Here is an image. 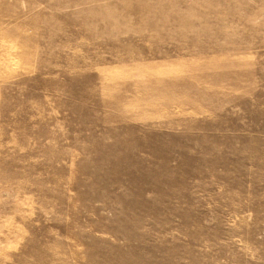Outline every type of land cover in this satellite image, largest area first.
Segmentation results:
<instances>
[{
  "label": "rangeland",
  "instance_id": "374dc122",
  "mask_svg": "<svg viewBox=\"0 0 264 264\" xmlns=\"http://www.w3.org/2000/svg\"><path fill=\"white\" fill-rule=\"evenodd\" d=\"M0 264H264V0H0Z\"/></svg>",
  "mask_w": 264,
  "mask_h": 264
},
{
  "label": "bare ground",
  "instance_id": "6f19581e",
  "mask_svg": "<svg viewBox=\"0 0 264 264\" xmlns=\"http://www.w3.org/2000/svg\"><path fill=\"white\" fill-rule=\"evenodd\" d=\"M180 1H181V0H174V2H175V3H176V2H178V3H179ZM156 10H157V9H156ZM159 14H160V13H159Z\"/></svg>",
  "mask_w": 264,
  "mask_h": 264
}]
</instances>
